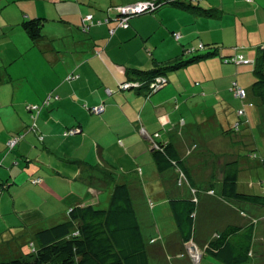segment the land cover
Listing matches in <instances>:
<instances>
[{
    "label": "crops",
    "instance_id": "obj_1",
    "mask_svg": "<svg viewBox=\"0 0 264 264\" xmlns=\"http://www.w3.org/2000/svg\"><path fill=\"white\" fill-rule=\"evenodd\" d=\"M141 1L145 0H0V180L14 181L10 184V193L0 198V260L28 250L27 244L38 228L46 223H57L58 219L66 220L68 210L74 205L93 203L95 197L109 192L114 181L105 173L115 176L112 172L114 157L117 162L122 157L134 160L136 155L132 149L142 141L150 149L148 169L145 172L144 166L137 162V169L133 168L125 181L131 192L137 190L142 201L140 206L135 204V209L139 222L141 219L148 225L142 230L148 246L152 238L161 240L164 245L169 237L165 238L156 228L155 213L145 201L143 186L164 189L162 204L168 208L170 199L195 197L192 190L197 192L199 204L204 206L202 216L210 210L216 211V205L228 207L217 193L222 190L226 165L233 161L239 164L240 158L235 155L236 160L231 161L233 144L221 119L203 111L200 113V108L211 103L212 109L220 103L221 89L216 86V77L210 79L209 76L207 87L201 90L190 87L191 83L185 84L179 72H169L165 75L169 84L147 100L146 90L140 93L136 90L117 92L118 84L128 79L127 69L148 71L171 64L184 58L183 46L200 43L226 46L219 31L222 29L226 33V24L209 18L201 29L192 26L200 17L187 22L184 16L190 18L188 14L191 12L171 6L160 9L155 16L131 19L128 29L118 28L112 19L110 24L93 25L88 33L81 30L82 19L89 14L95 17V21L102 20V14L109 12L114 17L116 9ZM214 1L217 0H208L207 5L214 7ZM235 1L245 2V12L237 10L239 15L261 11L244 0ZM222 8L214 9L221 12V20H224L228 10ZM173 14H176V23H171L168 17ZM38 17L46 19L43 37L33 43L22 23ZM173 32L180 33L182 38L176 41ZM96 51L101 55L98 56ZM221 54L228 57L232 51L224 47ZM216 60L206 61L213 66L218 62ZM70 74L79 78L68 81ZM224 79L229 85L231 77ZM105 89H111L115 94L108 97ZM50 93L60 99L41 111L36 122L37 130H29L32 120L26 106L42 104ZM100 104L106 107L101 116L89 114L84 107ZM258 110L257 124L262 126L264 105ZM76 126L81 127L82 135L63 137L66 129ZM201 128L204 129L201 131ZM19 132H26L25 138L13 153L7 154V142ZM39 134L45 137L43 144ZM159 141L174 145L194 187L177 168L164 173L156 170L152 152ZM195 145L197 148L193 149ZM209 161L212 168L208 167L210 173L207 175L208 171L205 172L203 167ZM239 167L241 177L242 165ZM32 175H42L45 180L40 186H33L30 182ZM206 177L208 181H205ZM218 177H221L219 183ZM177 180L179 183L183 180L182 186H186V189L178 190L181 196H175ZM202 181L214 186V194L210 195L206 190L204 193L218 198L216 205L201 201ZM250 184L254 187L252 182ZM167 213L172 216L170 208ZM199 214L198 211L195 234L200 231L199 220L203 222ZM227 215L229 212L224 219ZM225 221L224 228L234 224ZM200 234L199 244L205 248L211 239H203V230ZM188 255L194 264L201 263L202 260L197 261L191 250Z\"/></svg>",
    "mask_w": 264,
    "mask_h": 264
},
{
    "label": "trees",
    "instance_id": "obj_2",
    "mask_svg": "<svg viewBox=\"0 0 264 264\" xmlns=\"http://www.w3.org/2000/svg\"><path fill=\"white\" fill-rule=\"evenodd\" d=\"M155 1V9L141 15L155 14L170 4L199 16H211L209 14L210 10H206L199 4L202 0ZM197 1L198 5H193ZM89 15L92 16L93 20L89 23H84L83 20L86 16L83 17L81 26L83 33H88L95 24H110L112 19L117 22L118 28L128 29L130 20L134 17L141 16L129 17L128 27L124 28L120 26V20H118L119 15L112 17L108 12L105 13V18L97 21H95V17L92 14ZM45 21L46 19L43 17L23 21V28L33 43H36L43 37L42 30ZM86 27H88L87 31H84ZM175 34H179L180 38L176 39ZM172 36L176 41L182 38L178 32H173ZM223 49L224 47L216 44L204 45L203 43L193 46H183L184 58L171 64L158 66L148 71L127 69L126 75L128 79L118 84L117 92H131L136 90V92L140 93L141 90H146L144 93L145 98L146 100L150 99L169 84L168 79L165 77L169 72L180 70L192 63H200L215 56L222 55ZM258 49V56L256 60H253L256 66V80L251 86V91L253 96L259 99L260 103L264 105V46H260ZM203 50H206V52H201ZM240 50V48L236 47L237 52L233 56H230V60L227 57H222L225 60L224 63L232 62L237 67H240L233 61L237 56H243L247 61H250L243 53H240ZM188 53H192V55L187 56L186 59L185 55ZM96 54L100 56L101 52L96 51ZM77 78H79L78 75L70 74L67 80L72 81ZM161 80H165V82L159 84L158 81ZM235 86L240 88L237 82L233 83L231 91L234 95L233 89ZM105 92L108 97L115 94L111 89H105ZM59 99L60 97L58 95L50 93L42 104L26 106L32 120V125L29 127V130H37L36 122L41 111L49 108L52 102L58 101ZM241 100L243 101V99ZM84 107L89 114L94 116H101L106 111L104 104L96 106L84 105ZM94 107H103L104 111L97 114L93 111ZM243 115L244 111L240 110L239 119ZM242 123L247 124V121L242 122L241 120L238 122L235 130H239V126ZM235 130H229L230 132L227 131V134ZM71 131L75 133L71 134ZM82 134L83 131L80 126L68 128L62 133L65 138ZM25 136L26 132H19L13 135L7 142L6 153H13ZM12 139H18V143L13 148L9 146V142ZM39 140L42 144L44 143L45 137L43 134H39ZM254 157L256 156L254 155ZM152 159L159 173L177 168L182 172L188 184L191 187L195 186L184 161L171 142L159 141L156 143L152 152ZM262 164L264 165V159L262 160ZM239 173L240 167L238 161H233L226 165L222 181L221 197L226 201L241 202L264 208V182L261 183L262 194L239 192ZM105 174L114 181L109 191L110 200L109 206L106 209H97L94 206V202L84 205H74L68 210V219L65 222H57L50 227L42 226L38 228L27 244L28 250L20 253L18 256L0 260V264H150L149 246L143 236L142 227L138 220L129 185L125 179L117 180L112 173ZM44 180L42 175L36 177L32 175L30 177V182L33 186H40ZM13 183L14 181L10 183L0 180V198L6 194L5 192L7 194L10 193V184ZM168 205L172 213L171 218L174 220L181 241L184 244L195 241L196 215L199 206L198 197L170 199ZM255 228L256 224L252 222L246 225L230 224L217 237L206 243L204 252L221 264H248L252 256Z\"/></svg>",
    "mask_w": 264,
    "mask_h": 264
},
{
    "label": "rangeland",
    "instance_id": "obj_3",
    "mask_svg": "<svg viewBox=\"0 0 264 264\" xmlns=\"http://www.w3.org/2000/svg\"><path fill=\"white\" fill-rule=\"evenodd\" d=\"M246 4L253 5L254 8H257L258 10L261 9V11L256 12L253 11V14L248 15H239L238 11L245 12L246 7L244 6L245 2L235 0H217L214 1V7L207 5L208 0H202L199 4H203L207 8L206 10H210L209 14L211 16H199L195 15L193 13H190V18L184 16V20L192 21L196 20V17H200L201 19L195 23L192 24V26L203 28L205 24H207V19H216L217 21H222V23L226 24V33L224 30L219 29L220 33L222 34L223 38L226 42V49L229 51H232L233 56L237 51L236 47L240 48V53L245 54V56L250 60H256L258 56V51L260 46H264V0H252L248 2L247 0ZM206 3V4H205ZM193 5H198V1L194 2ZM173 5H167L166 7H171ZM225 7L228 11H226V15L224 20L222 19V14L219 11H216L214 8H222ZM251 7V8H253ZM223 9V8H222ZM117 10V9H116ZM116 12H114V16H116ZM259 14H263L260 16ZM181 15V14H180ZM149 16H155V14H146L138 16L139 18L142 17H149ZM102 19L105 18V15H101ZM170 22L176 23V14L169 15ZM181 20V16H178ZM136 18V17H134ZM243 18H244V24H243ZM259 19V21H258ZM238 20V21H236ZM262 21V22H260ZM205 23L204 25H202ZM238 23V29H236V24ZM186 24V23H183ZM246 24V25H245ZM238 41V44L236 43ZM193 46V45H192ZM208 50V49H207ZM201 52H206V50H203ZM192 55V53H188L185 55V57ZM223 56V55H222ZM221 55L215 56L213 58H217L218 61L216 64L214 63L213 66L208 64L209 62L203 61L200 63H192L189 64L180 70L171 72V73H177L179 72L182 77L184 78V83L188 84L191 83L190 87H199L201 90H204L206 85V79L210 76V79L213 77H216V86L218 89H221V95L219 98L220 102L216 106H214L212 109L210 108L212 104L210 103L209 106H205L200 108L201 111L210 114L211 116H217L221 121L223 122L224 130H235L236 124L242 120L247 121V125L241 124L239 126V130H235L234 132H231L228 134V136L232 140V154L233 158L231 161L236 160L234 159V156L237 155L239 159V166L242 165L241 170V177L239 179V185L238 190L239 192L243 193H251V194H262L261 188L259 186L260 181H264V165L262 164V160L264 159V122L262 126H259L257 124V114L259 112L258 108L260 105V100L255 98L251 91V86L256 80L255 75V64H251L248 66H241L238 67L233 64L232 62L223 64L225 60L221 59ZM228 56V55H227ZM227 59L230 60V56L227 57ZM213 63V62H212ZM224 65V66H222ZM238 69V70H237ZM231 77L230 84L228 85L224 81ZM166 80V78H164ZM205 81V82H204ZM239 82V87L243 89L246 92V99L244 102L238 98L235 97V95L231 92V87L234 82ZM224 82V83H223ZM226 90V92H225ZM195 98L191 97L190 99ZM200 101L202 98H199ZM244 111V115L239 119V112ZM264 115V113H263ZM264 117V116H263ZM201 128L199 130L202 131ZM187 131H190L189 129ZM191 132V131H190ZM143 143V144H142ZM140 145H134L132 152L136 155L134 160H128L126 158H120V162H117L116 157H114V168L112 172L115 174V178L117 180L120 179H126L127 175L130 171H132L133 168L137 169V162L140 163V165L144 166L145 172L148 169L147 162L149 163L151 161V154L150 149L142 141ZM201 145V144H200ZM146 147V148H145ZM201 147H204L201 145ZM155 148V147H154ZM196 149L197 146L195 145L193 149ZM201 149V148H200ZM192 150V148H191ZM254 155L256 157H254ZM210 155L207 156L209 159ZM206 161V160H205ZM208 161L205 163L207 164ZM246 163V164H244ZM212 162L209 161L208 165L203 169L205 172L208 171V167L212 168ZM141 168V167H140ZM210 171V170H209ZM207 172V175H209L210 172ZM141 172L140 170L138 171ZM157 173V172H155ZM153 174V173H152ZM150 173V176L153 177ZM147 176V174L145 173ZM206 175V176H207ZM155 178V177H154ZM221 177H218V183L220 182ZM224 178V176H223ZM159 181H161L159 179ZM182 183H179V180H177L176 183V195L175 196H181L182 194L178 192L181 190L186 189V186H182L184 181L181 180ZM208 181V178L206 177V180ZM254 184V187L250 186L251 183ZM217 183V184H218ZM203 184V181H202ZM210 183H204L202 186L203 192H201V201H210L216 205L218 198L215 196H208L204 192L205 190L210 194H214V186ZM210 188H213V190ZM142 192L145 198L146 203H148V207L152 210V213H155V222H156V228L160 230L162 235L169 239L165 242L163 245L161 240L156 241L155 238L150 239L151 242L149 244V254H150V264H194L189 255L188 251L192 252V255L196 256V260L198 261L201 257L200 264H221L219 261L215 260L214 258L210 257L209 255H206L204 250V245L199 244V238L201 237L200 231H204V240L207 239H214L217 237L218 234L224 229V226L226 225V221L228 220L230 222H233L236 225H246L248 223H254L256 224L255 228V237L252 247V256L251 260L248 264H264V208L256 207L253 205L241 203V202H230L226 201L228 204V207H222L221 205H216L217 209L216 211H208L206 213V216H202L203 212V204H199L198 211L200 212V218H203V222H201V219L198 222V228L200 231L196 232V238L195 241H191L187 244H184L181 241V238L179 236V233L176 229V226L174 224V220L171 218V216L168 215L167 212H169V208L166 205H163L162 202H164L163 194L164 189H160L154 187L151 188L149 186H143ZM191 192V191H190ZM7 194V192H5ZM133 194V200L135 201V204L137 206L142 205V201L139 199V195L137 190H133L131 192ZM140 193V192H139ZM169 193V192H168ZM222 193V190L218 191V197H220V194ZM192 195L197 194L195 190H192ZM59 198V197H58ZM60 199V198H59ZM143 199V198H141ZM109 200H110V193L104 192L99 197H95L94 199V206L97 209H106L109 206ZM199 200V198H198ZM150 202V203H149ZM231 203V204H230ZM92 204V203H91ZM232 205V206H230ZM197 211V212H198ZM229 212V216L227 215V218L224 219V215ZM154 215V214H153ZM10 216V215H9ZM8 216V217H9ZM13 216L16 217V215L13 214ZM68 219V218H67ZM66 219V220H67ZM65 219H58L57 222H65ZM197 221V220H196ZM56 223H46L44 226H52ZM140 224L145 230L147 229L148 225H145L143 221L140 219ZM43 226V225H42ZM41 226V227H42ZM202 228V229H200ZM145 235L147 236L149 240V235L145 232ZM200 236V237H199ZM209 237V238H208ZM202 239V240H203ZM198 242V243H197ZM199 249V253L194 248L195 246ZM194 248L195 250H192L190 248ZM189 249V250H188ZM199 254V255H198Z\"/></svg>",
    "mask_w": 264,
    "mask_h": 264
},
{
    "label": "built area",
    "instance_id": "obj_4",
    "mask_svg": "<svg viewBox=\"0 0 264 264\" xmlns=\"http://www.w3.org/2000/svg\"><path fill=\"white\" fill-rule=\"evenodd\" d=\"M154 1L155 0H150V1L148 0V1L139 2V3H136L134 5H130V6H126V7H121L119 9H117L116 10V13H118V15H119L118 20H120V26L121 27H124V28H127L128 27V22H129L128 21L129 20V17L136 16V15H141V14H143L145 12H148L150 10L155 9V7H156V1L155 2ZM247 1L250 2L252 0H247ZM92 20H93L92 16L91 15H88V16L85 17V19L83 20V22L84 23H89ZM87 28L88 27H86L84 29V31H87ZM175 38L176 39H179L180 38V35L179 34H175ZM233 61L238 66L254 64L253 61H247L243 56H237ZM158 82H159V84H162V83L165 82V80H161V81H158ZM233 91H234L236 97H238L240 99H245L246 92L243 89L238 88L237 86H235L234 89H233ZM93 111L95 113H97V114H100V113H102L104 111V108L103 107H94L93 108ZM70 133L71 134H74L75 132L74 131H71ZM17 143H18V139H12L9 142V146L11 148H13L14 146H16ZM194 248L199 253V249L196 246ZM195 249H192V250H195ZM193 256L196 258L195 255H193ZM200 259H201V257H200Z\"/></svg>",
    "mask_w": 264,
    "mask_h": 264
},
{
    "label": "water",
    "instance_id": "obj_5",
    "mask_svg": "<svg viewBox=\"0 0 264 264\" xmlns=\"http://www.w3.org/2000/svg\"><path fill=\"white\" fill-rule=\"evenodd\" d=\"M192 249H194V248L192 247Z\"/></svg>",
    "mask_w": 264,
    "mask_h": 264
}]
</instances>
